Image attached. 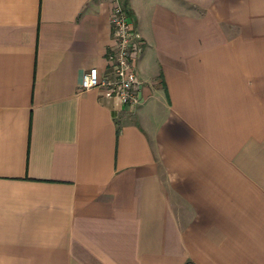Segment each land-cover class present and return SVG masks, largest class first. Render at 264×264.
<instances>
[{
	"label": "crops",
	"instance_id": "0c3cea01",
	"mask_svg": "<svg viewBox=\"0 0 264 264\" xmlns=\"http://www.w3.org/2000/svg\"><path fill=\"white\" fill-rule=\"evenodd\" d=\"M0 0V264H264V0Z\"/></svg>",
	"mask_w": 264,
	"mask_h": 264
},
{
	"label": "built area",
	"instance_id": "2783aa9c",
	"mask_svg": "<svg viewBox=\"0 0 264 264\" xmlns=\"http://www.w3.org/2000/svg\"><path fill=\"white\" fill-rule=\"evenodd\" d=\"M111 3V28L115 47L108 55L109 73L101 76L96 68L83 75L82 90L99 89L103 97L116 99L121 104H136L140 81L136 72V57L141 49V36L135 32L125 11L123 0Z\"/></svg>",
	"mask_w": 264,
	"mask_h": 264
}]
</instances>
